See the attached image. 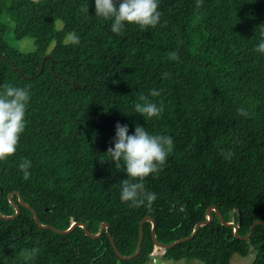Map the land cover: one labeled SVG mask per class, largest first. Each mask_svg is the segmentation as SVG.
I'll list each match as a JSON object with an SVG mask.
<instances>
[{
	"label": "trees",
	"instance_id": "trees-1",
	"mask_svg": "<svg viewBox=\"0 0 264 264\" xmlns=\"http://www.w3.org/2000/svg\"><path fill=\"white\" fill-rule=\"evenodd\" d=\"M158 11L155 28L126 26L114 35L94 16L92 0H0V92L25 87L31 97L17 151L0 162V216L15 215L11 195L54 230L83 223L95 235L107 223L128 257L142 219L152 218L157 242L170 245L215 207L241 239L212 212L210 225L163 258L230 264L252 248V264H264V226L243 240L264 221V54L255 50L264 39V0H201L199 10L192 0H159ZM8 24L24 30L18 39L33 40L32 52L7 44ZM141 96L162 107L158 117L135 112ZM117 123L128 134L140 125L173 140L162 171L146 178L156 194L148 207L119 200L123 168L101 157ZM24 159L27 180L17 168ZM54 230L38 228L23 207L16 219H0V264H147L157 250L149 222L129 261L116 256L106 232L91 239L81 228Z\"/></svg>",
	"mask_w": 264,
	"mask_h": 264
},
{
	"label": "clouds",
	"instance_id": "clouds-1",
	"mask_svg": "<svg viewBox=\"0 0 264 264\" xmlns=\"http://www.w3.org/2000/svg\"><path fill=\"white\" fill-rule=\"evenodd\" d=\"M94 16L109 22V31L119 35L126 26H136L141 31L155 28L160 22L159 0H92ZM83 11L87 14L88 7ZM264 29V26H260ZM73 43L79 37H70ZM255 50L264 54V39ZM170 58H175V53ZM166 75V74H165ZM152 96H159L156 89ZM29 90L25 87L6 86L0 92V162L9 160L17 151L21 134L25 129V115L30 102ZM142 103L135 105V112L144 119L158 117L162 107L140 97ZM127 125L117 123L111 147L101 157H107L116 169L123 168L125 179L120 182L119 200L130 207H148L156 200V194L145 187L146 178L155 176L166 164L173 148V140L166 134H153L144 126L135 125L128 134ZM22 178L30 176L31 161L24 159L17 165ZM33 253L36 249L32 250Z\"/></svg>",
	"mask_w": 264,
	"mask_h": 264
},
{
	"label": "water",
	"instance_id": "water-1",
	"mask_svg": "<svg viewBox=\"0 0 264 264\" xmlns=\"http://www.w3.org/2000/svg\"><path fill=\"white\" fill-rule=\"evenodd\" d=\"M44 60L42 61V65L44 63ZM40 72H41V69H40ZM76 89H78V86H75ZM15 195H18L17 192L13 193ZM8 199H9V202L14 206V209H15V215L14 216H11V217H3V216H0V219H3V220H6V221H10V220H14L18 217L19 213H20V207H23L27 210H29L32 214H33V217H34V221H35V224L38 226V228L42 229V230H54L52 227L50 226H43L39 223V220H38V216L37 214L35 213V211L30 208L28 205H26L24 203V201L22 200V198L18 197V205L13 203L12 199H11V195L8 196ZM212 212L215 213V215L217 216L218 220L220 221L221 225L224 226V227H227V228H232L233 229V232H234V237L236 239H241L238 235V230H239V226L238 225H235L234 223L232 222H225L221 216V214L218 212V210L215 208V207H209L207 209V219L205 221H201L199 223H197L195 225V228L193 230V233L187 237V238H184V239H180V240H177L175 241L174 243L170 244V245H160L158 242H157V239H156V234H155V231H156V224H155V221L150 218V217H147V218H144L141 220L140 222V235H139V241H138V246H137V250L136 252L131 255V256H128V257H123L119 254L115 244H114V241L112 240L109 232H108V229H109V225L107 223H103L99 229V232L98 234H91L87 228H86V225L83 224V223H74L71 225V227L66 230V231H60V230H54L56 233L60 234V235H66V234H69L71 233L74 229L76 228H81L83 229L84 233H85V236L91 238V239H98L102 236L103 232H106V235L110 241V244L116 254V256L121 259V260H124V261H129V260H132L134 258H136L139 254H140V251H141V244H142V239H143V224L144 222H149L151 224V239L153 241V244H154V247L157 248L158 250H168V249H171V248H174L176 246H178L179 244H182V243H185V242H188L190 241L191 239H193L199 228L202 227V226H207V225H210L213 221V215H212ZM240 222V220H239ZM257 225H263L264 226V221H256L254 222L251 227H250V231H249V234L247 237L243 238V240L245 241H248L249 238L251 237L252 235V232H253V229L254 227H256Z\"/></svg>",
	"mask_w": 264,
	"mask_h": 264
},
{
	"label": "rangeland",
	"instance_id": "rangeland-1",
	"mask_svg": "<svg viewBox=\"0 0 264 264\" xmlns=\"http://www.w3.org/2000/svg\"><path fill=\"white\" fill-rule=\"evenodd\" d=\"M196 3L197 9L199 10L201 8V0H192ZM7 26V34H6V42L9 46L18 49L19 51L23 53L32 52L34 50L33 46V40L29 37H22L17 38L18 34L22 33L24 30L16 29V27H12L11 25ZM57 28H60V23H57ZM163 250H155L154 254L150 258V261L147 264H201L198 261H167L163 258ZM255 257L254 251H252V248L250 249V253L246 257H240L237 255H234L230 259V264H252Z\"/></svg>",
	"mask_w": 264,
	"mask_h": 264
}]
</instances>
